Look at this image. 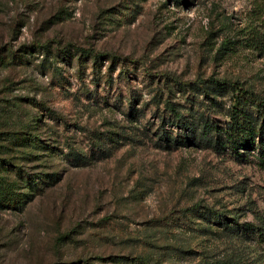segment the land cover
Masks as SVG:
<instances>
[{
  "label": "rangeland",
  "instance_id": "1",
  "mask_svg": "<svg viewBox=\"0 0 264 264\" xmlns=\"http://www.w3.org/2000/svg\"><path fill=\"white\" fill-rule=\"evenodd\" d=\"M166 74L264 96V0H0V264H264V169L157 148Z\"/></svg>",
  "mask_w": 264,
  "mask_h": 264
},
{
  "label": "trees",
  "instance_id": "2",
  "mask_svg": "<svg viewBox=\"0 0 264 264\" xmlns=\"http://www.w3.org/2000/svg\"><path fill=\"white\" fill-rule=\"evenodd\" d=\"M164 77L179 89L192 91L194 100L186 110L187 114L183 106L167 100L166 111L170 117L160 120L155 133L156 139L153 140L157 148L171 151L183 147H200L217 154L230 153L240 162L255 160L264 169V96L240 82L215 77L189 82L180 81L169 74ZM205 102L209 106H206ZM49 116L54 122L60 120L53 111H49ZM65 125L69 128L67 122ZM28 187L33 190L35 185L30 183ZM3 192L16 196L7 200L8 203L11 202L10 205L17 207L23 204V198L18 196L20 194H16L11 186H3L0 189V197L4 195ZM216 217L217 214L211 216ZM235 226L237 224L233 223V226L227 228L234 229ZM252 226L254 225L246 224L242 229L244 232H250L254 230ZM239 229L238 226L236 230ZM253 234L263 242L264 226L255 227Z\"/></svg>",
  "mask_w": 264,
  "mask_h": 264
}]
</instances>
